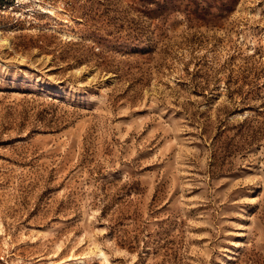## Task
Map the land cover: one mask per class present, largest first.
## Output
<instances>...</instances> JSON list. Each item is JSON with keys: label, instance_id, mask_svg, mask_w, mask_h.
Returning a JSON list of instances; mask_svg holds the SVG:
<instances>
[{"label": "rangeland", "instance_id": "rangeland-1", "mask_svg": "<svg viewBox=\"0 0 264 264\" xmlns=\"http://www.w3.org/2000/svg\"><path fill=\"white\" fill-rule=\"evenodd\" d=\"M0 264H264V0H0Z\"/></svg>", "mask_w": 264, "mask_h": 264}, {"label": "bare ground", "instance_id": "bare-ground-1", "mask_svg": "<svg viewBox=\"0 0 264 264\" xmlns=\"http://www.w3.org/2000/svg\"><path fill=\"white\" fill-rule=\"evenodd\" d=\"M46 11V10H45Z\"/></svg>", "mask_w": 264, "mask_h": 264}]
</instances>
